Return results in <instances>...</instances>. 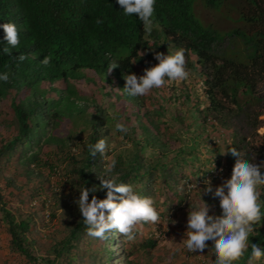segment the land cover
Returning a JSON list of instances; mask_svg holds the SVG:
<instances>
[{"label":"trees","instance_id":"obj_1","mask_svg":"<svg viewBox=\"0 0 264 264\" xmlns=\"http://www.w3.org/2000/svg\"><path fill=\"white\" fill-rule=\"evenodd\" d=\"M154 7V27L148 35L139 18L126 16L117 0H0V75L9 77L7 82L0 80V116L11 113L10 131L0 137V162L7 166L15 157L20 173L37 180L40 188L33 194L50 191L55 201L63 196L53 185L59 183L68 186L70 199L56 232L60 238L51 237L49 250L39 258L32 255L34 241L27 237L34 231L36 214L8 211L0 190V217L9 251L28 264H72L70 257L80 264L87 251L83 245L91 248V239L94 243L101 240L87 235L76 201L85 187L100 188V176L113 161L115 168L109 176L131 185L138 195L152 198L160 217L182 202L191 210L205 202L209 215L222 216L220 199L213 194L225 180L216 183L212 193L204 191V177L213 180L210 173L220 166L219 148L205 122L210 119L212 126L215 122L224 126L240 108L236 100L240 94L249 96L247 104L257 102L252 77L264 79V0H156ZM214 13L219 15L214 18L216 26L208 23ZM220 20L222 29L218 28ZM4 23H14L19 29L20 44L11 49V55L3 52L8 46ZM223 38L225 46L214 52ZM179 49L191 54L186 71L194 85L203 86L207 105L202 109L199 95L181 81L168 82L140 97L123 92L124 77L134 74L133 63L139 66L145 59L156 63V53L174 54ZM21 54L27 56L23 62L17 59ZM45 57H50L47 66L41 63ZM113 63L119 66L107 73ZM54 83L61 88H54ZM118 123L128 128L126 134L116 130ZM76 124L82 125L77 132L73 130ZM100 139L110 146L105 160L99 152L91 156L88 150V145ZM116 140L127 145L117 150L111 144ZM241 143L235 139L225 147L229 172L236 162L231 149L248 160ZM43 146H52L54 151L44 153ZM254 149L264 161V142H256ZM186 183L197 188L185 190ZM2 184L16 188L7 177ZM258 191L264 214V185ZM95 195L106 199V190ZM41 203L46 206L44 197ZM47 216L53 218L54 211ZM164 218L171 222L168 215ZM159 229L149 223L137 225L134 231L140 247H155ZM249 241L264 250V226L250 234ZM208 242L210 249L212 242ZM103 251L91 252L98 264L108 263ZM209 254L214 264V252ZM250 258L249 246L234 264H249ZM118 264L133 261L125 255ZM252 264H264V257Z\"/></svg>","mask_w":264,"mask_h":264},{"label":"clouds","instance_id":"obj_2","mask_svg":"<svg viewBox=\"0 0 264 264\" xmlns=\"http://www.w3.org/2000/svg\"><path fill=\"white\" fill-rule=\"evenodd\" d=\"M117 3L126 16H137L143 23L144 32L148 35L151 34L154 27L156 0H117ZM97 23H101V21L97 20ZM2 28L5 33L4 40L8 45L3 48V52L11 55V49L20 44L19 29L14 23H4ZM17 59L23 62L27 56L21 54ZM154 59L159 63L145 69L143 76L137 77L135 74H130L124 77L123 92L130 97L145 96L152 89L162 88L168 82L184 81L189 78V72L185 68V49H179L174 54L167 55L156 53ZM41 63L47 66L50 63V57H45ZM118 66L116 63L110 64L107 73ZM8 79L7 73L0 75V80L7 82ZM53 87L60 89L61 85L54 83ZM227 120L224 126L220 125L225 128V131H229ZM115 127L121 133L128 132V128L122 123L116 124ZM259 132L264 134V128L259 129ZM235 139V137L231 138L225 147ZM237 141L240 140L237 139ZM109 147L105 139H100L95 145H88V150L91 156H95L99 152L102 159L105 160L108 158ZM225 147L222 155L224 164ZM230 153L236 158L233 170L230 172L232 173L231 179L225 180L213 194L214 198L220 199L222 216L209 215L210 209L205 202L203 207L189 211L187 239L183 243L190 253L197 251L203 253L208 248L206 242L211 241L212 247L209 251L215 254L214 264H234L244 257L250 246L249 264H252V261H258L264 257V250L258 244H251L249 241L250 234L264 226L262 223L264 214L261 212L262 205L258 191L259 186L264 185V174L261 172V167L264 165L248 162L234 148L230 150ZM114 168L115 161L107 165L105 173L100 176V188L85 187L80 191L76 203L87 226L88 236L107 240L115 230L128 241H132L135 239L134 230L137 225L141 223L159 224L161 217L152 198L138 195L131 185L118 182L116 178L109 176ZM205 185V193H212L211 181L206 180ZM193 187L197 188L196 184H188L189 190ZM102 190H106V199L101 200L96 197L95 193ZM90 193L93 195L89 202Z\"/></svg>","mask_w":264,"mask_h":264},{"label":"rangeland","instance_id":"obj_3","mask_svg":"<svg viewBox=\"0 0 264 264\" xmlns=\"http://www.w3.org/2000/svg\"><path fill=\"white\" fill-rule=\"evenodd\" d=\"M218 16L219 15L217 13H214L213 17H211V20H209L208 23L215 25L214 18H217ZM222 20H220V22L218 23L219 29H222L224 27V22ZM227 26H229V24L226 20L225 27ZM226 42L227 39L223 38L220 43L213 47V51L217 52L221 50L225 46ZM185 59L186 68L188 63L192 59L191 54H185ZM158 63V61L154 63L149 59H145L139 66L133 63L132 68L134 74L137 75V77H140L144 75L146 66H148V68H151L156 66ZM253 78L255 84L252 93L253 97L257 99V102L256 104L247 105L245 101L249 99V96L240 94L237 97L236 100L241 108L237 111L236 114L232 115L227 120V129L229 131H225V128H222L216 122V125L212 126V121L210 119L205 122L206 129H209V131H211V137L215 145H217L219 148L218 155L220 158V166L213 169L210 173L213 180H210L208 176H205L203 179L204 181L210 180L211 187H214L216 183H220V181L222 180L231 179L232 173L227 171V169L225 168L224 157L222 155L225 145H227L230 142V139L233 137L243 142L241 144L244 145L243 150L247 155L248 162L255 163L257 165H264V161H262L257 156L254 149L256 142H264V134L259 132V129L264 128V79L258 77H252V79ZM181 84L183 86H187L189 90L193 91L194 94L199 95V109H202L205 105H207V100L203 95V86L199 82L194 85L193 80L191 78H188L187 80L181 81ZM10 120L11 113L9 112H5L3 116H0V137H6L7 133L10 131V129H7V124ZM76 126L78 127H73V130L77 132L82 125L76 124ZM85 134L86 132L79 136L84 137ZM111 144L117 150L127 145L119 142L118 140L113 141ZM211 145H213V143ZM41 149L44 153H51L54 151L52 146H43ZM15 162V157L10 160L7 166L0 162V190H2L1 194L3 195L4 201L6 202L4 206L13 214H15L16 212H23L24 215L30 212L36 214V224L31 228L34 229V231H32L31 234L27 235V237L28 239H32L34 241L31 252L32 255H34L35 257L44 258V254L50 248L51 237L54 236L55 238L56 236L57 239L60 238V236L56 235V232L57 230H60V222H62L66 215L62 212V210L65 209L66 211H68L67 206L70 201L67 193L68 186L64 185L61 187L59 183L53 184L59 187L60 195H63L62 197H58L55 201H53L52 197H50V191H44V194L42 192L38 195H35L33 194V192L36 191V189L40 188L39 185H37V180L26 179L20 173V168H18ZM261 169L264 170V166H262ZM5 177H7L11 181L13 180V184L16 188H13L11 186H7L5 188L2 184V180ZM44 187L45 185H43L41 188L44 190ZM184 188L185 190L189 189L187 183ZM42 197H44L46 200L45 207H41ZM16 209H19L20 212ZM50 211H54L55 216L53 218L47 216ZM189 211H191V208L187 206V202H182L177 208L171 207L166 212H164V216L168 215V218L171 219V222H168V220L164 218V216H162L159 224H152V226L154 227L159 226L160 232H156L155 238L157 239V242L155 247L151 249L141 248L139 242L141 240H139L138 238H135L132 241H128L126 238H122L120 234L115 230L107 240H100L99 242L94 243V240L91 239V241H93L91 248L87 247L85 244L83 245V248H87V251L83 255V260L80 264H98V259H93V255L91 254L92 251L98 250H104L103 252L108 255L107 264H118L120 263L122 256L125 255H127V257L133 261V264H210L209 242H206L208 244V248H206L203 253L199 251L190 253L183 243V241L187 239L186 232L188 230L187 222ZM140 233L141 235H143L145 233V230L141 229ZM117 251H119V253H117ZM130 252L131 254H129L128 256L127 253ZM49 258H51V256H49ZM70 258L72 264H77L72 257ZM0 264H28V262L25 261L20 255L13 254L9 251L8 234L6 233V230L3 226L1 217ZM100 264L105 263L101 262Z\"/></svg>","mask_w":264,"mask_h":264}]
</instances>
